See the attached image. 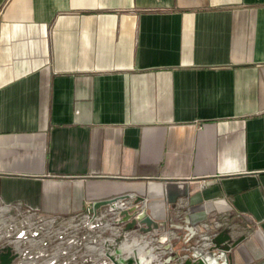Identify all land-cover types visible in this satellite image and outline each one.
Instances as JSON below:
<instances>
[{
  "label": "crops",
  "instance_id": "crops-1",
  "mask_svg": "<svg viewBox=\"0 0 264 264\" xmlns=\"http://www.w3.org/2000/svg\"><path fill=\"white\" fill-rule=\"evenodd\" d=\"M123 192L264 258V0H0V228Z\"/></svg>",
  "mask_w": 264,
  "mask_h": 264
},
{
  "label": "water",
  "instance_id": "water-1",
  "mask_svg": "<svg viewBox=\"0 0 264 264\" xmlns=\"http://www.w3.org/2000/svg\"><path fill=\"white\" fill-rule=\"evenodd\" d=\"M141 201L140 196L123 192L90 203L87 226L107 233L100 250L112 264H233L240 239L232 240L225 230L205 237L207 228L190 223L186 216L168 224L155 220L141 208ZM194 238L199 243L194 244ZM207 240L208 247L202 244ZM17 254L7 250L0 264H9ZM255 264H264V258Z\"/></svg>",
  "mask_w": 264,
  "mask_h": 264
},
{
  "label": "rangeland",
  "instance_id": "rangeland-1",
  "mask_svg": "<svg viewBox=\"0 0 264 264\" xmlns=\"http://www.w3.org/2000/svg\"><path fill=\"white\" fill-rule=\"evenodd\" d=\"M64 225L66 220L62 218H46L34 212L30 214L22 212L17 214L15 224L11 222L0 228V246L13 243L15 247L21 249L24 252L22 264H47L53 259L52 252L56 246L63 250L73 235V228H63ZM197 241L198 238L193 239L194 244H197ZM73 253L70 251L60 254L53 264L78 263L77 257H72ZM91 259L92 257H85L84 264H90ZM100 264H106L104 257Z\"/></svg>",
  "mask_w": 264,
  "mask_h": 264
},
{
  "label": "flooded vegetation",
  "instance_id": "flooded-vegetation-1",
  "mask_svg": "<svg viewBox=\"0 0 264 264\" xmlns=\"http://www.w3.org/2000/svg\"><path fill=\"white\" fill-rule=\"evenodd\" d=\"M92 229H94V228H89V227L87 226V223H86V227H85V229H83V234H84L85 236L88 235V233H89ZM72 232H73V235H72V236H76V235H79V234H80V230H79V229H73ZM75 242H76L75 240H72V242L69 243L68 245H69L70 247H72V246L74 245ZM93 248H94V246H93L92 241H91V240H87V243H86V245H85V249H86L85 255H86V257H89V258H90V257H93V255H92ZM7 250H10V251H11V254L14 253V252H17V253H18L17 256H15L14 258L11 259V261H10V263H9V264H11V262H12L13 260L17 259V258L20 256V252H19L18 248L15 247V245H13V243L10 244V245H2V246H0V257H1V255H2L3 253H5ZM104 257H105V256H104ZM105 260H106V263H107V264H108V262H110V261L108 260V258H106V257H105ZM89 263L91 264V260H90Z\"/></svg>",
  "mask_w": 264,
  "mask_h": 264
},
{
  "label": "built area",
  "instance_id": "built-area-1",
  "mask_svg": "<svg viewBox=\"0 0 264 264\" xmlns=\"http://www.w3.org/2000/svg\"><path fill=\"white\" fill-rule=\"evenodd\" d=\"M136 233H137L138 235H140V236L142 235V233H140V232H138V231H137ZM197 243H199V240L197 241ZM2 245H3V244H2ZM2 245H1V246H2Z\"/></svg>",
  "mask_w": 264,
  "mask_h": 264
}]
</instances>
